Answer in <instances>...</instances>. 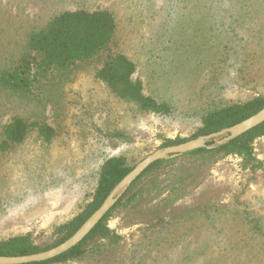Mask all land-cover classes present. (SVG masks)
<instances>
[{
  "label": "rangeland",
  "instance_id": "374dc122",
  "mask_svg": "<svg viewBox=\"0 0 264 264\" xmlns=\"http://www.w3.org/2000/svg\"><path fill=\"white\" fill-rule=\"evenodd\" d=\"M262 3L0 0V71L21 54L28 34L57 13L106 9L117 21L115 46L136 64L133 79L172 108L170 116L138 114L94 79L93 64L31 96L0 90V142L14 117L55 130L50 143L31 131L0 151V239L50 237L90 200L104 157L124 155L137 165L165 139L189 138L208 110L264 96L262 49L245 40L264 22ZM253 149L259 169H243L231 155L206 173L201 167L197 177H204L195 186L178 176L187 167L197 173L198 162H175L106 220L119 238L90 244L83 259L62 264H264V137ZM173 185L177 191L169 190Z\"/></svg>",
  "mask_w": 264,
  "mask_h": 264
},
{
  "label": "trees",
  "instance_id": "16d2710c",
  "mask_svg": "<svg viewBox=\"0 0 264 264\" xmlns=\"http://www.w3.org/2000/svg\"><path fill=\"white\" fill-rule=\"evenodd\" d=\"M258 9L263 11L264 3ZM243 23H247L246 18ZM116 32L117 21L110 10L89 11L78 8L59 12L42 28L30 32L21 54L10 66L0 71V90L12 91L24 97L31 96L36 89L58 82L79 65L93 64L94 79L118 100L132 106L138 114L170 116L171 106L166 101L158 102L145 94L142 82L133 79L137 70L136 64L115 46ZM253 32L245 40H255V43L260 44L262 50L259 51V56H264V22ZM263 107L264 96L214 107L201 116L199 126L189 138L165 139L160 148L230 128L256 114ZM31 131H35L44 143H50L55 136V130L44 122H28L14 117L2 128L0 151H8L23 143ZM121 135L115 133L113 137ZM262 137L264 122L230 141L222 142L223 137L215 138L207 142L206 148L154 162L126 188L116 204L78 245L53 259L28 264H62L81 260L89 252L88 245L103 239L119 238L106 224L112 212L118 206L129 205L136 200L151 181L159 178L162 171L172 168L177 161L186 160L188 165L198 162L194 166L197 173L187 167L185 175L178 176L180 182L184 176V180H188V184L193 186L198 185L204 177H197L201 167L202 172L206 173L210 166L231 155L241 159L243 169H259L261 163L254 155L253 143ZM135 166L129 165L124 155L104 157L95 171V187L91 198L75 216L54 227L50 237L43 241H35L30 233L0 239V256L35 254L64 242L99 208ZM174 186L169 190L177 191Z\"/></svg>",
  "mask_w": 264,
  "mask_h": 264
},
{
  "label": "water",
  "instance_id": "95a60500",
  "mask_svg": "<svg viewBox=\"0 0 264 264\" xmlns=\"http://www.w3.org/2000/svg\"><path fill=\"white\" fill-rule=\"evenodd\" d=\"M264 122V107L251 117L235 124L234 126L222 131L212 133L206 136H200L186 142L164 147L158 150L142 161H140L113 189L103 203L95 210L90 217L81 225V227L68 239L61 244L35 254L22 256H0V264H28L36 262H44L53 259L71 248L78 245L89 232L103 219L106 213L116 204L118 199L127 187L147 169L151 164L162 159H168L178 154L188 153L190 151L206 148L207 142L215 140V138L223 137V141H230L237 138L243 133L257 127ZM217 144V143H216Z\"/></svg>",
  "mask_w": 264,
  "mask_h": 264
}]
</instances>
